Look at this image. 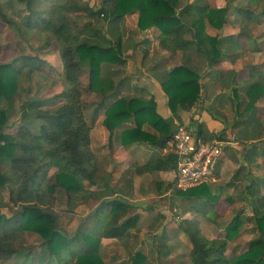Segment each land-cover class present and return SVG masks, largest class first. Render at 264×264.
<instances>
[{"label":"trees","instance_id":"trees-1","mask_svg":"<svg viewBox=\"0 0 264 264\" xmlns=\"http://www.w3.org/2000/svg\"><path fill=\"white\" fill-rule=\"evenodd\" d=\"M230 1L221 8L211 7L207 0H191L179 10L180 0H100L97 7L83 0H0V22L14 29L19 38L35 32L44 35L43 49L53 43L59 44V57L62 63L61 81L63 91L43 100L30 96H20L22 82L30 80L34 73L47 68V63L37 56H21L0 64V160L9 162V168L0 173V190L8 191L7 203L0 204V261L9 264H103L99 256L102 237L120 238L137 216L121 222L127 214V205L103 202L90 215H87L79 228L71 235L65 233L58 224L54 211L56 192L62 189L68 203L73 197L85 195L84 181L96 183L97 156L90 147L91 126L87 122V103L82 100L84 92L99 93L103 98L112 91L114 85L110 77L103 75L104 65H123L119 44L110 41L83 38L82 31L91 30V23L78 27L81 16L93 18L103 24H117L127 15L138 14L137 30L151 28L159 31L161 48L184 51L190 46L203 55L208 67L216 66L222 60L234 61L240 54L235 35L214 37L206 33L209 25L223 29L228 21ZM240 14V32L247 41H253L254 29L264 26V0H246V4L236 7ZM180 13L191 19L190 25L182 22ZM78 29V30H76ZM93 32L97 33V30ZM38 35V36H39ZM264 36V28L262 34ZM254 44V42H253ZM246 86L247 102L243 113L237 114L234 126L247 117L244 129L253 125L252 131L242 130L237 139L241 143L240 155L246 166L264 169V139H261L262 121L257 116V103L264 97V72L251 66ZM87 73V84L81 76ZM199 74L193 68L183 65L173 68L161 83L168 98L172 113L189 110L199 98ZM18 100V124L15 131H6L9 110L13 101ZM63 100L55 109L44 106L54 100ZM6 102L7 106L2 107ZM102 103L97 108H101ZM99 109H96L98 111ZM95 112V111H94ZM241 116V117H240ZM135 119L136 126L123 132L122 142H146L150 146L163 148L173 133H169L170 123L155 112L151 99L142 102L137 99L120 97L105 110L104 126L111 136L113 130L129 119ZM244 121V120H243ZM150 123L158 128L159 137H152L141 127ZM205 141L212 135L197 131ZM126 138L129 142L126 143ZM223 139V137L218 136ZM251 141V142H250ZM250 142V143H245ZM224 149H227L225 147ZM261 159V164L257 161ZM167 169H176V157L169 153L166 157ZM242 168V167H241ZM54 170V171H53ZM246 187L245 201L251 216L236 215L225 227L224 237L208 239L195 219H182L179 230L191 244L189 258L191 264H264V175L251 176ZM177 196L187 201L194 200L193 208L203 212L207 220L208 211H213L217 197L206 185L185 191L175 190ZM110 205L108 215L103 209ZM2 208L11 210L9 216ZM253 222L255 237L247 249L239 255L228 257V242L238 236L242 224ZM39 236L38 251L22 242L26 233ZM166 238L160 236L158 256L167 258L169 249ZM129 264H146V257L136 252L130 255Z\"/></svg>","mask_w":264,"mask_h":264},{"label":"crops","instance_id":"crops-1","mask_svg":"<svg viewBox=\"0 0 264 264\" xmlns=\"http://www.w3.org/2000/svg\"><path fill=\"white\" fill-rule=\"evenodd\" d=\"M89 5L95 7L91 2ZM225 5L214 8H221ZM180 18L183 23L190 25L191 19L184 13H180ZM137 19L138 14L136 12L126 16L117 24H103L85 16H81L79 19V22H90L92 29L82 31L76 37L79 40L87 38L95 41H100L103 38L110 41L111 45L119 44L124 64L103 66V75L110 77L114 85L106 98L95 92H84L82 95L84 102L91 104V106L95 104L87 115V122L91 126L90 147L97 156L96 183L90 184L84 181L86 196L82 193L78 197H73L70 203H68L65 192L62 189L57 190L54 211L58 217L59 227L71 235L83 223L84 218L97 209L101 203L113 202L111 209L116 207L118 203L126 204L128 207L127 214L121 219V222L129 217L137 216V219L120 238H101L98 253L103 264L110 261L111 264H129L130 255L136 252H140L146 257V264H149L147 258L149 252L154 253V260L150 264H178L180 261H173L170 257L171 254L172 256L178 254L180 244H186L189 248L187 253L189 258L191 249L187 237L178 228L179 222L185 218L195 219L203 234V224L198 218V212L193 208L194 205H192L195 204V201L180 199L188 211V216L183 217L175 225L170 219L169 211L176 199L173 188L176 171L166 167L168 165L166 157L169 152L165 147L150 146L146 142L136 141L124 144L122 142L123 132L136 126L133 118L115 128L110 136L103 124L105 110L120 97L137 99L142 102H148L152 99L155 103L156 114L170 123L169 133H172L176 124H184L196 133L201 129L205 134L212 135L211 140L223 141L225 143L224 148L227 147L228 150L223 149L218 165V175L222 181L224 177L231 176V172L234 173L231 181L227 184V187L234 188L235 182L241 180L237 177L239 171L248 168L240 155L241 143L244 140L242 138L239 140L237 137L242 130L249 132L254 129L252 124L248 126V129H244L248 114L244 115V121L240 120L237 126H234V123L236 119L239 120L237 114L243 113L247 102L245 89L250 77L249 68L255 66L259 71L264 72V36L254 33L253 41L250 42L244 36L239 35L240 27L237 33L221 35L219 33L221 30L207 25L206 28L209 27L214 30H207L206 33L210 36L235 35L239 43V50H241V54L234 61L222 60L210 68L203 55L197 53L193 46L184 51H170L161 48L158 40L159 31L156 28L143 32L138 31ZM94 30H97V33L93 32ZM238 36L244 38L245 47ZM53 44L56 48L55 53L51 57L45 56L43 60L47 63L46 70L48 73L53 68L57 71L54 82L61 88L59 91L61 93L63 91L60 77L62 63L59 57V44ZM52 46L47 50L53 49ZM183 65L193 68L199 74L200 94L198 100L189 110L179 109L176 113H172L168 107V98L162 90L161 83L173 68ZM81 77L86 80L88 74L84 73ZM44 78L47 83L48 76L45 75ZM85 82L83 83L85 84ZM100 103H102V107L99 109L97 107ZM257 106L256 117L262 121L263 129L260 133L261 139H264V114H262L264 97L257 103ZM96 109L99 110L96 111ZM17 124L18 117L15 119L8 118L5 132L12 134ZM141 130L149 133L152 137L160 136L158 128L153 127L150 123L143 124ZM218 136L223 137V139L218 138ZM127 142L129 139L126 138ZM261 162V159L257 161L259 164ZM8 168L9 162L1 159L0 173H4ZM207 187L210 191V187ZM218 190L221 191L220 188ZM213 193L211 194L214 195ZM226 193L224 191L220 199L215 195L218 204L214 206V210L221 204V198L233 200L232 196ZM166 202L168 208L164 205ZM109 209L110 205L108 204L103 209V215H108L111 211ZM249 213L251 216L250 210ZM161 235L166 238L165 242L169 249V255L166 259L158 256L157 247L160 245Z\"/></svg>","mask_w":264,"mask_h":264},{"label":"rangeland","instance_id":"rangeland-1","mask_svg":"<svg viewBox=\"0 0 264 264\" xmlns=\"http://www.w3.org/2000/svg\"><path fill=\"white\" fill-rule=\"evenodd\" d=\"M88 2H91L94 4L95 7L98 6L100 0H85ZM212 7H220L226 4V0H207ZM190 0H180V5H179V10L183 9L184 6L189 3ZM246 4V0H231L230 1V9L228 13V23L227 26H225L221 31L219 32L221 35L224 33H237L239 30V22H240V14L235 10L236 7H241L242 5ZM178 10V11H179ZM131 14L127 15L130 16ZM83 23V21H80L78 23V27H80ZM264 26L260 24L254 29L255 35L262 34V29ZM78 30V29H76ZM214 31L213 29H210L209 27L206 28V32L208 31ZM79 31V30H78ZM35 32L27 34L23 39H20L17 32L5 25H3L0 22V64L2 63H7L12 61L13 59H16L15 63H20V57L21 56H37L39 59L43 60L45 56L51 57L55 51V45L52 44L53 49L47 50L43 49L44 43H45V37L44 35H39ZM240 37L243 46H246V42L243 37ZM47 59V58H46ZM45 61V60H43ZM47 75V83L44 81L45 78L44 76ZM59 76V75H58ZM57 77V71L53 68L52 70L48 71L45 69H42L41 71L34 73L30 80H25L22 82L21 85V90H20V96L19 97H25L26 91H30V96L43 99V100H48L52 99V97L56 94L59 93L60 87L58 84H55V78ZM61 77V75H60ZM44 78V79H43ZM82 79V77H81ZM82 79L83 82H85L84 85L87 84V79ZM63 89V86H62ZM61 103V100H54L52 102H49L44 106L46 109H55L58 107V105ZM86 103V102H85ZM88 108L86 111V116L88 115L89 111H91V108L95 104L89 105L87 103ZM7 103L3 102L2 107H6ZM13 107L9 110V118L15 119L18 117V100L15 99L13 101ZM262 114H264V109L262 110ZM226 175V174H225ZM231 176L229 177H224V179L221 181L219 175H218V181L212 185H210V191L214 195L220 199L221 195L223 194L224 191H226L227 195L232 196L233 200H226L221 198L222 202L221 204L218 205L217 209L213 211H208L207 216L211 217V222L206 219V217L203 215V212H198V218L203 224V235L208 238V239H213V238H221L224 237V230L230 221L236 216L239 215L241 217H247L249 216V208L246 205L245 199V194L247 192L246 188L249 185V178L251 176H262L264 175V169L261 168H256V167H248L247 169L241 170L238 173V179H241L240 181L235 182V187L232 188L227 187L228 183L231 181L232 176L234 173L231 172ZM247 177V178H246ZM218 188L221 189L218 190ZM213 191V192H212ZM261 191L264 193V190L261 189ZM228 196V197H230ZM175 202L173 205L170 206V219H172L173 223L176 225L178 222L183 218L188 216V211H186L184 203L180 201L179 196L175 194ZM8 201V191L5 189L0 190V204L2 203H7ZM188 204L187 202H185ZM218 204V200L215 202V206ZM55 205V204H54ZM166 208H168L167 202L164 204ZM55 208V207H54ZM58 210V206H57ZM2 212L9 216L11 213V210L8 208H2ZM191 213V212H189ZM169 223V222H168ZM216 224V225H214ZM214 225V226H213ZM253 222H245L242 224L240 228V232L237 237H235L232 241L228 242V247H227V255L228 257L234 256V255H239L240 253L244 252L247 247L248 243L251 239L255 237V233L253 231ZM30 233V232H28ZM23 244L27 246H32L34 247V252L38 251V244L40 243V238L38 235L34 233L30 234H25L23 240ZM179 252L178 254H175L171 258L173 261H180L178 264H191L188 258V245L180 244L179 247ZM177 253V252H176ZM149 255L147 256L148 258V263L150 264L151 261L154 260V253H148ZM162 261V259H160ZM11 260H8L6 262H1L0 264H9ZM107 264H111V261Z\"/></svg>","mask_w":264,"mask_h":264},{"label":"built area","instance_id":"built-area-1","mask_svg":"<svg viewBox=\"0 0 264 264\" xmlns=\"http://www.w3.org/2000/svg\"><path fill=\"white\" fill-rule=\"evenodd\" d=\"M225 143L205 141L184 124H176L166 150L176 157L173 188L185 191L218 181V165Z\"/></svg>","mask_w":264,"mask_h":264}]
</instances>
